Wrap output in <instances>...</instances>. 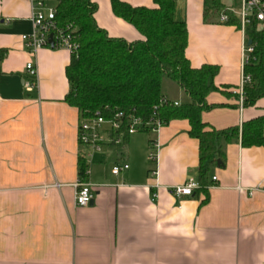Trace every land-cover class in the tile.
Wrapping results in <instances>:
<instances>
[{
    "label": "crops",
    "instance_id": "1",
    "mask_svg": "<svg viewBox=\"0 0 264 264\" xmlns=\"http://www.w3.org/2000/svg\"><path fill=\"white\" fill-rule=\"evenodd\" d=\"M35 1L48 7L47 0H0V264H264V147L225 144L223 165L211 167L207 191L176 197L171 186L197 178L198 142L188 136L184 120L147 136L137 132L123 146L104 148L88 163L83 159L94 199L76 206L74 183L87 150L78 144L79 111L64 102L70 52L26 50L21 36L32 31ZM92 1L98 6L95 21L110 37L142 39L113 15L109 0ZM121 1L154 7L152 0ZM173 2L174 19L187 27L190 65L219 67L218 91L206 101L222 106L203 112L202 121L223 130L264 115V100L240 108L234 93L240 28L205 24V0ZM220 3L232 8L230 0ZM29 61L37 68L31 90L24 87ZM172 92L161 93L177 105L189 102L179 86ZM154 142L156 167L148 159ZM122 164L128 169L112 174Z\"/></svg>",
    "mask_w": 264,
    "mask_h": 264
},
{
    "label": "trees",
    "instance_id": "2",
    "mask_svg": "<svg viewBox=\"0 0 264 264\" xmlns=\"http://www.w3.org/2000/svg\"><path fill=\"white\" fill-rule=\"evenodd\" d=\"M109 2L113 15L132 26L141 40L129 43L110 37L95 21L98 6L92 0H58L54 8L56 26L70 30L76 46L70 52V63L65 70L69 92L64 102L76 108L80 118L91 117L96 112L105 117L121 112L126 117H138L143 123L158 120L162 126L174 120L187 121L188 136L198 142L199 188L193 193L206 192L211 167L217 161L223 165L225 144L239 140L244 148L264 147V115L243 122L241 127L223 130L204 123L203 112L222 106L209 105L206 101L210 93L218 91L214 78L219 67L190 65L185 56L187 27L174 19L173 0H152L153 8L132 7L121 0ZM226 9L220 0H205L204 23L218 21L239 28V19ZM222 14L228 17L225 23L219 21ZM246 35L256 43V48L255 61L245 66L251 83L244 87V108L264 100L263 37L253 26L246 29ZM2 57L3 51H0V60ZM163 77L184 91L189 98L187 104L175 106L162 95ZM84 168L85 162L80 156L79 173Z\"/></svg>",
    "mask_w": 264,
    "mask_h": 264
},
{
    "label": "built area",
    "instance_id": "3",
    "mask_svg": "<svg viewBox=\"0 0 264 264\" xmlns=\"http://www.w3.org/2000/svg\"><path fill=\"white\" fill-rule=\"evenodd\" d=\"M240 11L227 8V12L236 16L240 22V31L243 35L241 47V63L240 78L238 86L234 93L238 96L239 106L243 107L244 87L251 83L250 75L245 74V66L255 61L253 54L255 53L256 43L250 41L246 35V29L253 26L256 32L263 37L262 61L264 64V0H239ZM54 8H46L42 1H35L31 4L30 21L32 31L30 34L21 36V41L30 55H35L39 50L51 47L48 43L49 36L52 35V47L55 49H65L69 52L76 49L72 41V33L70 30L60 29L55 24ZM226 14L220 16L221 23L227 22ZM25 72L30 79L24 82V87L31 90L36 86L37 68L33 61H29L25 65ZM162 103L166 100H162ZM177 106V103H174ZM163 127L160 121H149L143 123L140 118L133 115L126 117L123 113L117 112L110 117H105L100 112L94 113L88 118H80L78 125V144L87 150V154L82 156L86 163L91 160L95 153H101L104 148H118L123 146L124 138L134 135L137 132L145 131L157 133ZM148 159L153 165L157 164V146L156 143L151 144ZM128 169L127 164L114 165L111 169L112 174L117 175L121 171ZM90 171L88 165L79 173L74 183L75 188V204L78 207L88 206L94 199V185L86 180ZM150 174L156 176L157 169H152ZM212 180H216L213 176ZM199 188V183L194 178H188L184 183L170 187V191L176 197L191 196L195 189ZM156 199V192L152 193V200Z\"/></svg>",
    "mask_w": 264,
    "mask_h": 264
},
{
    "label": "rangeland",
    "instance_id": "4",
    "mask_svg": "<svg viewBox=\"0 0 264 264\" xmlns=\"http://www.w3.org/2000/svg\"><path fill=\"white\" fill-rule=\"evenodd\" d=\"M230 3H231L230 5L232 6V8L235 11H240V1L239 0H230ZM46 4L48 6L47 8H52V7L56 6L57 0H47ZM218 19L216 18L215 20H218ZM211 25H213L215 27L227 26V25L218 23V21L211 24ZM214 31H216V30L214 29ZM218 31H221V30H218ZM217 35H220V33H218ZM211 48L218 49L217 44L213 43V45H211ZM177 87H178V85L176 83H174L173 81L169 80L166 77H163L162 83H161V92L162 93L166 92L168 94H171L172 91H174V90L176 91ZM138 133H140V135H143V136H147V135L151 134L150 132H144V131H140ZM150 165H151V163H150Z\"/></svg>",
    "mask_w": 264,
    "mask_h": 264
},
{
    "label": "water",
    "instance_id": "5",
    "mask_svg": "<svg viewBox=\"0 0 264 264\" xmlns=\"http://www.w3.org/2000/svg\"><path fill=\"white\" fill-rule=\"evenodd\" d=\"M48 43H49V45L52 47V44H53V41H52V35L49 36ZM248 44L250 45V44H251V41H249ZM219 164H220V162L217 161V166H218Z\"/></svg>",
    "mask_w": 264,
    "mask_h": 264
}]
</instances>
